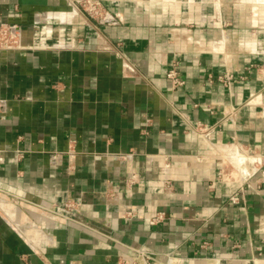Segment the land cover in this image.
I'll list each match as a JSON object with an SVG mask.
<instances>
[{
	"label": "crops",
	"instance_id": "crops-1",
	"mask_svg": "<svg viewBox=\"0 0 264 264\" xmlns=\"http://www.w3.org/2000/svg\"><path fill=\"white\" fill-rule=\"evenodd\" d=\"M100 1L0 0V264H264V0Z\"/></svg>",
	"mask_w": 264,
	"mask_h": 264
},
{
	"label": "built area",
	"instance_id": "built-area-1",
	"mask_svg": "<svg viewBox=\"0 0 264 264\" xmlns=\"http://www.w3.org/2000/svg\"><path fill=\"white\" fill-rule=\"evenodd\" d=\"M72 3L76 4L91 17L101 19L107 16L105 15V11L100 0H72ZM0 36L1 38L3 37L2 39L0 38V40L3 41L2 43H4V45L10 48L18 47V42L15 40L14 36L11 35V32L8 29H0ZM2 43H0V46ZM168 78L172 81L175 88H179L184 84L183 80L180 78L178 72L175 69L169 71ZM230 78L231 77L229 76L220 77V80L229 83ZM53 159H56V157L54 156ZM231 201L237 203L239 201V196H233L231 198ZM73 208L74 204L68 202L63 205H55L50 209V211L55 213L56 215H59L66 219H70V217L65 215L64 211L71 210ZM164 218V213H158L154 218V221H161ZM154 261H157V258L153 252L145 248H140L136 250L135 257H122L119 260V264H153Z\"/></svg>",
	"mask_w": 264,
	"mask_h": 264
},
{
	"label": "rangeland",
	"instance_id": "rangeland-1",
	"mask_svg": "<svg viewBox=\"0 0 264 264\" xmlns=\"http://www.w3.org/2000/svg\"><path fill=\"white\" fill-rule=\"evenodd\" d=\"M3 41L0 40V43H2Z\"/></svg>",
	"mask_w": 264,
	"mask_h": 264
}]
</instances>
